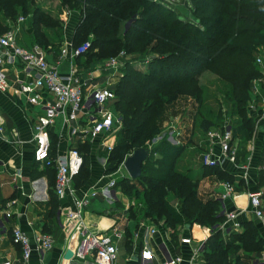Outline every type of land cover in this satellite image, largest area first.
<instances>
[{"label": "trees", "instance_id": "obj_1", "mask_svg": "<svg viewBox=\"0 0 264 264\" xmlns=\"http://www.w3.org/2000/svg\"><path fill=\"white\" fill-rule=\"evenodd\" d=\"M34 2L0 0V33L8 31L11 22L20 16L30 15L34 40L48 46L42 26L56 28L60 22ZM60 2L71 9L83 5L73 41L75 46L90 41L91 47L80 57L87 58L92 50L104 55L103 58L109 55L112 58L121 52L127 57L119 82L111 87L117 98L115 108L122 117V127L109 156L107 173L116 172L136 149L150 148L151 142L161 135L167 108L176 100L190 97L202 104L204 90L198 79L200 71L208 66L227 85L226 95L234 105L230 113L237 119L233 121L229 117L232 123L229 120L218 123L211 116H202L198 122L200 128L207 133L231 123L234 138L240 137L243 144L252 138L255 121L249 115L248 106L252 81L261 76L256 59L264 57L259 54L264 49V0ZM181 5L186 8L181 9ZM140 64L146 65V69H141ZM199 111L202 113L200 108ZM218 112L219 118L226 114L223 109ZM161 145L144 162L140 178L125 177L119 186L133 196L143 193L146 214L156 222L164 220L175 241V229L186 221L208 226L211 235L202 253L205 264H244L241 253L249 256L253 248H260L258 229L240 236L234 231L229 239H224L221 225L225 217L220 202L201 199L198 181L176 169L181 149L166 141ZM157 153L159 157L155 158ZM261 158L264 160V142ZM85 181L81 179L77 184ZM50 193L54 201L53 189ZM170 194L178 199L181 211L169 202Z\"/></svg>", "mask_w": 264, "mask_h": 264}, {"label": "crops", "instance_id": "obj_2", "mask_svg": "<svg viewBox=\"0 0 264 264\" xmlns=\"http://www.w3.org/2000/svg\"><path fill=\"white\" fill-rule=\"evenodd\" d=\"M42 2V9L58 17L60 22L59 27L56 28L42 26L49 45H39L34 40V28L29 22L30 15L19 24L20 30L16 32L18 44L29 49L38 46L45 53L47 61L57 67L64 76H69L75 71L80 82L85 84L86 93L95 86L117 84L121 77L122 66L116 71L93 62L92 65L84 68L81 65V57H74L71 53V46H75L73 38L82 10L80 9L78 13L77 10L68 9L61 5L60 0H42ZM5 66L12 87L7 91H0L2 117L0 127L3 129V132H0V262L7 259L12 264H93L92 259L83 260L75 255L79 238L76 233V220L70 218V213L79 209L77 199H87L88 203L84 205L81 213L88 232L103 234L117 230L119 237L115 238V241H121L126 247L125 261L117 262L116 259L115 264H142L140 256L144 249H150L155 254V259L149 264H161L164 257L158 246L162 242L167 244L173 255L183 257V261L179 264H205L202 256L193 263L191 259L197 247L210 237L211 229L208 226L191 225L186 221L183 226L175 229L177 232L175 241L164 220L156 222L146 214L143 200L136 199L137 196L133 197L120 186L115 187L112 182L106 183L109 174L107 167L111 154L110 145L115 143L116 140L112 138L120 128L93 137L88 131L90 123L84 114H80L76 120L69 121L66 117H58L49 129L51 157L66 155L72 149L81 151L82 155L91 152L92 179L78 185L77 181L79 183L81 179L77 177L75 179L77 190L74 196L56 195V199L51 200L50 191L52 189L54 191L56 169L49 168L37 160L38 141L35 138L34 126L38 117L44 113L45 106L54 101V96L42 90L39 103H31L26 95L17 90L19 79L29 80L23 63L17 60L14 64ZM252 96L256 101L255 104L248 106V111L255 121L257 130L245 144L240 137L235 138L234 144L238 148L235 163L225 162L222 167L214 169L203 165L201 155L209 148L210 143L207 133L202 131L198 123V131L195 129L192 138L196 137L195 133L197 135L201 133L204 148L202 153L193 157L196 152L192 151L191 146L197 147V145L190 144L186 133L191 126L182 118L175 126L182 125L183 129L174 127L176 130L169 131L171 137L173 133L176 135L175 144L168 142L167 137L163 138L164 134L150 144V154L154 148L163 146L161 143L164 141L181 149L176 169L198 181V195L201 199L219 201L224 217L228 212L237 214L236 235H244L254 228L258 229L260 248H253L249 256L244 255V252L241 253L244 264H251L255 258H264V223L255 215L249 198L251 192H262L264 210V160L261 158L264 130L260 129L264 127L263 82L252 89ZM116 99L115 97L107 108L122 119L115 108ZM188 101L186 99V102ZM180 136H187L188 139L182 143ZM156 156H159V153ZM226 183H232L235 192L223 199ZM168 200L175 209L181 211V204L173 194L169 195ZM8 213L10 216L6 215ZM13 228L25 231L32 238L34 249L36 243L33 239L41 233L52 237L53 247L44 259H41L34 250L32 257L25 262L21 247L12 241ZM231 235H227L222 229L221 236L224 239H229ZM185 237H191L192 244L183 243L182 238Z\"/></svg>", "mask_w": 264, "mask_h": 264}, {"label": "built area", "instance_id": "obj_3", "mask_svg": "<svg viewBox=\"0 0 264 264\" xmlns=\"http://www.w3.org/2000/svg\"><path fill=\"white\" fill-rule=\"evenodd\" d=\"M24 21L25 17L20 16L17 19V26H10L8 31L0 33V91H7L12 87L4 68L5 65L14 64L19 60L29 75V80L19 79L17 81L19 93L26 95L27 99L35 104L39 103L42 90L54 96V101L45 106L44 113L38 117L34 126L35 138L38 141L36 157L45 166L56 169L55 194L58 197L68 194L74 196L77 190L75 179L81 173L84 157L77 149H72L66 155L52 158L49 129L60 116L66 117L69 121L78 119L80 114H84L90 123L88 131L93 137L121 128L120 116L107 108L116 95L111 86H95L86 93L85 84L80 82L75 71L69 76H64L57 67L47 61L45 53L38 46L29 49L18 44L16 32L20 30L19 24ZM90 47V41L77 47L71 46V53L74 57H80L86 54ZM126 58V54L121 52L118 56L110 58L104 65L106 68L117 71L123 66ZM256 63L260 68L261 80L264 83V57H258ZM1 119L0 114V121ZM0 132H3L1 127ZM206 136L210 143L209 148L201 155L205 167L216 168L222 167L225 162H236L238 148L234 144V129L231 123H225L220 128L209 130ZM234 192V185L226 183L223 199ZM249 198L255 215L264 223L263 193L251 192ZM76 203L79 209L70 213V218L76 220V233L79 238L75 255L83 260L92 259L93 264H115L118 254L115 238L119 237V232L117 230L110 234L88 232L81 213L88 200L77 199ZM6 215L10 216V213ZM225 217L226 220L221 226L224 232L230 235L238 227V216L234 212H228ZM11 237L12 241L21 247L22 258L25 262L29 261L35 251L41 259H44L53 247L52 237L45 233L36 235L33 239L36 243L35 249L32 246V238L22 229L13 228ZM182 242L192 244L193 240L191 237H185L182 238ZM204 247V244L197 247L191 263L202 256ZM158 249L164 257L161 264H179L183 261L182 256L173 255L170 252L165 242H162ZM140 257L142 264H149L155 259V254L150 249H144ZM0 264H12V262L5 259ZM251 264H264V258H255Z\"/></svg>", "mask_w": 264, "mask_h": 264}, {"label": "rangeland", "instance_id": "obj_4", "mask_svg": "<svg viewBox=\"0 0 264 264\" xmlns=\"http://www.w3.org/2000/svg\"><path fill=\"white\" fill-rule=\"evenodd\" d=\"M42 3H43L42 0H35V2H34L35 5H40V6L42 5ZM180 7H181V9L186 8L185 5H181ZM67 8L69 9V7H67ZM82 8H83V5L81 7H78V8L74 7L72 9L71 8L70 9L71 10H77L76 12H78L80 9L82 10ZM68 9H66V10H68ZM29 18L31 19V17H29ZM56 18L58 19L57 21H59L58 17H55L54 19H56ZM130 24H131L130 22L127 23L126 27H128ZM11 26H17V21L11 22ZM94 51H96V50L90 51L87 58L81 57L82 67H84V68L88 67V66L92 65L93 62H96L97 64H100V65H104L110 59V55L107 57L105 56L103 58L104 55L97 54L98 52L95 53ZM259 54H261V55L264 54V49L259 51ZM155 55L157 56V54H155ZM130 57L132 58L133 56L130 55ZM139 67L141 69H144V70L146 69V65H144V64H140ZM198 83L200 84L201 88L204 90L202 104L199 105L198 102L196 101V99H190V97L186 98L187 100H189L188 102H186V100H183V99H185L184 97L176 100L172 105H170L167 108V111L164 114V119L162 120L163 132H161V134H164L163 138L167 137L168 142H170L171 144H175L176 143V141H175L176 135H175V133H173L172 137H171V133H169V131L170 130L172 131L177 127L179 129H183L182 125H180V126H178V125L175 126V125L180 121V118L185 119V121L188 122V125L191 126L189 131H187V133H186L188 135L189 139L187 138V136H180V139H181L182 143L185 141V139H188L190 144L197 145V147L191 146L192 151L196 152L195 154H193V157L202 153L201 151L204 148V143L202 142L201 133L200 134L198 133L199 135H197V133H195L196 134V137L194 138L195 141L192 138L195 129L198 131V129H197L198 124L197 123L199 122V120L202 116H211L218 123L224 122L226 120H229L232 123V120L234 121V119H237V116L231 115V113H230L234 110V105L232 102L233 100L231 101L230 98L226 95L227 90H228L227 85L220 78H218L215 74L212 73L209 66L206 68H203L200 71ZM260 83H262V80L260 81V77L255 78L252 81V89L254 87L257 88V85H259ZM255 101L256 100L252 96V92H251V102L249 103V105L255 104ZM195 102H197V104ZM199 108L201 109L202 113H200ZM222 109L226 112V114L224 117L219 118L218 117V113H219L218 111H220ZM188 110H189V112H188ZM177 112H179V113H177ZM179 115H181L179 117V119H176V117ZM229 117H231L232 120H230ZM171 123L173 125H171ZM120 130H121V128H120ZM256 130L257 129H256V125H255L254 133ZM119 131L112 138L113 140L115 139L116 141L114 144L110 145L111 152L115 148V145H116V142L118 139ZM169 137H171V138L169 139ZM197 138H198V140H197ZM157 157H159V156L155 155V158H157ZM84 161H85V164H84L82 173L78 176L79 177L78 179H86V180L92 179L91 178L92 177L91 152L88 154L85 153ZM125 177L129 178V174L127 173V171L125 170V168L122 164L116 170V172L108 174L106 183L108 184V182H112L113 185H115V187H117V186L119 187V185L121 184V181L123 179H125ZM136 199L143 200V193L140 195L138 194V197ZM137 205L139 206V201H137ZM120 228L121 227H119L118 230H120ZM116 243H117V247H118L117 262L125 261V258L127 256L126 247L124 246V244L121 241L120 242L117 241Z\"/></svg>", "mask_w": 264, "mask_h": 264}, {"label": "water", "instance_id": "obj_5", "mask_svg": "<svg viewBox=\"0 0 264 264\" xmlns=\"http://www.w3.org/2000/svg\"><path fill=\"white\" fill-rule=\"evenodd\" d=\"M260 129L264 130V127H261ZM149 156L150 148L136 149L132 154L127 156L123 166L131 179H138L141 177L143 164ZM188 228L190 229L191 226L189 225Z\"/></svg>", "mask_w": 264, "mask_h": 264}]
</instances>
